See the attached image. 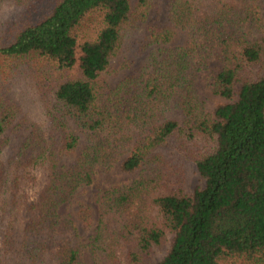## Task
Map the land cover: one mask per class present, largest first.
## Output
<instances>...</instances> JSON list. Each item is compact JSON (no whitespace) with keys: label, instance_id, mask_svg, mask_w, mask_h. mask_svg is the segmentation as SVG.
Here are the masks:
<instances>
[{"label":"trees","instance_id":"1","mask_svg":"<svg viewBox=\"0 0 264 264\" xmlns=\"http://www.w3.org/2000/svg\"><path fill=\"white\" fill-rule=\"evenodd\" d=\"M6 2L20 13L0 58L31 67L43 115L23 116L15 79L0 80V156L8 133L27 132L18 153L0 160V226L25 220L19 244L4 237L0 264H86L85 247L90 264H147L168 241L158 264H264V0H170V26L145 31L155 0H0V8ZM177 30L186 46L173 45ZM130 34L143 64L106 94L99 78ZM214 54L221 69L211 94L224 102L209 110L196 82ZM80 135L77 161L60 165ZM170 140L205 180L192 195L161 152ZM116 166L141 177L104 192L84 246L58 211ZM76 220L89 231L91 208Z\"/></svg>","mask_w":264,"mask_h":264},{"label":"rangeland","instance_id":"2","mask_svg":"<svg viewBox=\"0 0 264 264\" xmlns=\"http://www.w3.org/2000/svg\"><path fill=\"white\" fill-rule=\"evenodd\" d=\"M155 3L157 5V9L151 13L149 21L144 26L142 31H145V29L151 25L170 26L168 18L170 0H155ZM19 13L20 8L12 2L4 3L0 8V47L7 46L11 41H13L15 35L13 30L17 29L15 22L18 20ZM176 32L177 37L173 45L186 46L188 41L187 35L178 30ZM133 39H135V37L132 36V34L125 38L122 50L117 58H115L111 63V70L108 73H103L99 78L106 89V94L113 90L119 82L124 80L126 77L131 76L143 64L145 55H138L137 50L134 48ZM220 69L221 63L219 61V57L217 54H214L208 63V69L203 71L197 78L196 83L198 94L205 102L209 110H213L217 105L224 102V100L220 97H216L211 94V84ZM32 74L33 70L30 66L19 65L17 67L16 64L8 66L3 63V59L0 58V80L9 85L11 84L10 80L15 79L13 81L15 96L17 98L25 96L26 98L23 103V116L30 112L32 118L40 119L41 115H43V109L41 106L42 100H33L31 96V93L40 95L39 91L32 87ZM78 76V73L73 74V77L77 78ZM54 80H57L56 76ZM44 91L47 93L45 98H49V102H51V96H49L51 88L50 90H47L46 88ZM178 115L179 112L177 111L170 114L171 117ZM8 136L10 143L0 156L1 161H6L8 158L15 156L18 153L25 137L27 136V132L22 130L18 133H8ZM85 143V137L80 135V145L78 151L71 156L61 157L60 165L73 166L78 159L81 149L85 146ZM174 145L175 143L173 140H170L169 146L161 149V152L171 161V172L182 180V182H180L181 187L187 194L192 195L196 189L205 187V180L199 174L195 162L185 156L184 153L176 150ZM117 171V166L111 171L99 170L95 183L92 186L81 188L72 201L61 206L58 211L60 219H71L75 222V225L78 228V240L84 246H87L88 239L93 234V228L97 224L104 192L113 188L128 185L141 177L140 174H118ZM83 208H91L93 213V226L87 232H84L79 228L76 220L78 211ZM24 222L25 220L20 217L17 222H12V225L10 222L6 223L4 226H0L1 249L4 248L2 246L4 237L12 236L15 240L14 243L19 244L23 235ZM67 236H69V234H67ZM169 249L170 241L165 243L162 247L152 249V251L147 255V264H158L161 262ZM81 259L86 264L91 263L87 247L82 250Z\"/></svg>","mask_w":264,"mask_h":264}]
</instances>
